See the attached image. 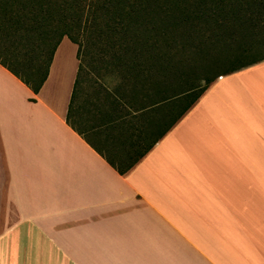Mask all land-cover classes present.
<instances>
[{
  "label": "crops",
  "instance_id": "crops-1",
  "mask_svg": "<svg viewBox=\"0 0 264 264\" xmlns=\"http://www.w3.org/2000/svg\"><path fill=\"white\" fill-rule=\"evenodd\" d=\"M77 51L61 40L37 94L0 65V264H264V60L163 136L155 91L111 90Z\"/></svg>",
  "mask_w": 264,
  "mask_h": 264
},
{
  "label": "trees",
  "instance_id": "trees-1",
  "mask_svg": "<svg viewBox=\"0 0 264 264\" xmlns=\"http://www.w3.org/2000/svg\"><path fill=\"white\" fill-rule=\"evenodd\" d=\"M17 1L19 7L11 16L6 6L1 9L0 65L37 94L64 37L78 48L79 71L86 68L81 59L84 49L108 46V53L100 54V68L120 78L117 88H123L127 97L133 98L138 85L149 78L152 82L160 72L169 80L177 77L182 85L189 84L173 96L168 95L172 87H153L141 95L146 107L153 105L154 91L156 101L160 97L163 136L217 78L264 60L256 50L264 47V40L256 41L257 32L264 30V0ZM173 57H179L175 71ZM204 60L206 76L198 80L204 86L191 95L193 76ZM221 60L229 66L215 72L213 66Z\"/></svg>",
  "mask_w": 264,
  "mask_h": 264
},
{
  "label": "rangeland",
  "instance_id": "rangeland-1",
  "mask_svg": "<svg viewBox=\"0 0 264 264\" xmlns=\"http://www.w3.org/2000/svg\"><path fill=\"white\" fill-rule=\"evenodd\" d=\"M258 34H257V36H256V41H259V43L261 42V41H263L264 40V30H259L258 32H257ZM204 47H205V42H204ZM259 49V52H260V54H258L259 56H264V47L262 48H257L256 47V50H258ZM204 50H205V48H204ZM103 51H107L106 53H108V51H109V47L107 46V47H105V46H95V47H90V48H86V49H84V51L81 53V59H82V61H83V65L87 68L88 67V69H90L91 70V72H88V71H84V72H87L88 74H87V76H89L90 77V79H94V78H96V79H99L101 82H102V84H104V85H106V86H108L111 90H113V87L115 86V85H117V84H120V78H118V77H115L114 75H112L111 74V72L109 71V70H103L102 68H100V62H98L99 60H100V57H101V53L103 52ZM161 51H162V54L165 52V54L167 53V50L165 49V48H162L161 49ZM105 53V54H106ZM161 54V53H160ZM162 54H161V56H162ZM173 55V54H172ZM254 55H251V56H248L247 58H251V57H253ZM103 57H105L106 58V56H103ZM107 57H109V56H107ZM160 58V57H159ZM161 59H162V57H161ZM179 59V57L178 58H174L173 57V65H174V62L176 61V60H178ZM163 60V59H162ZM164 61V60H163ZM88 63V64H87ZM88 65H90V67L88 66ZM92 65H94V67L92 66ZM162 65V64H161ZM163 65H165V64H163ZM165 66H167V64L165 65ZM164 66V67H165ZM177 66V65H176ZM227 66H229V64H228V61H223V60H221V61H219V62H217L213 67V70L215 71V72H217V70H221V69H224V68H226ZM99 68V69H98ZM203 68V69H202ZM97 69V70H96ZM197 70L199 69L200 70V72L197 74V75H195V76H193L195 79H196V82L194 83L195 85H194V87H193V92L191 93V95H196L198 92H199V90H200V88L201 87H203L204 86V82L203 81H200L199 83H198V80L200 79V78H202V76H206V73H205V60H204V63H203V65L202 64H199V66H198V68H196ZM195 69V70H196ZM174 71H175V65H174ZM214 74V73H213ZM154 77V76H153ZM174 76H172V78H173ZM197 77H199V78H197ZM156 79H154L152 82H150L149 83V81L151 80L150 78H149V80L147 81V82H145V83H143V84H141V85H138V87H139V89L141 90V95L142 94H144V91L147 89H149L148 90V94H149V91L151 90V89H153V87L154 88H156L157 90H160L161 88L162 89H164V88H166V87H168V90H170V88L172 87V91H173V93H168V95H171V96H173V95H175V94H179L181 91L183 92V90L182 89H184V88H186L187 86L186 85H182V83H181V81L180 80H177V77H175V78H173L172 80H169V77H167V76H164L161 72L159 73V75H157L156 77H155ZM179 79V78H178ZM156 81V82H155ZM155 83V84H154ZM161 89V90H162ZM188 89V88H187Z\"/></svg>",
  "mask_w": 264,
  "mask_h": 264
}]
</instances>
